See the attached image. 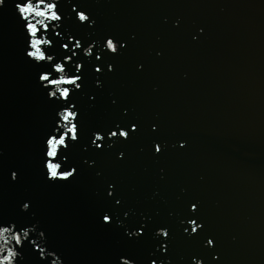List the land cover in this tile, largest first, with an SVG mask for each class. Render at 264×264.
Segmentation results:
<instances>
[{
    "label": "water",
    "instance_id": "95a60500",
    "mask_svg": "<svg viewBox=\"0 0 264 264\" xmlns=\"http://www.w3.org/2000/svg\"><path fill=\"white\" fill-rule=\"evenodd\" d=\"M35 41L44 60L27 56ZM49 162L72 176L49 178ZM9 250L11 264H264V0H3Z\"/></svg>",
    "mask_w": 264,
    "mask_h": 264
},
{
    "label": "snow or ice",
    "instance_id": "6c2138e0",
    "mask_svg": "<svg viewBox=\"0 0 264 264\" xmlns=\"http://www.w3.org/2000/svg\"><path fill=\"white\" fill-rule=\"evenodd\" d=\"M51 10V9H50ZM19 11L21 14H25V13H30L32 11L31 7L28 6H20L19 7ZM36 15L38 16H43L44 13L43 12H37ZM24 19L27 20V16H24ZM51 20L55 21L57 19V17L55 16V14L53 13L50 17ZM81 19H84V17H81ZM27 27L30 29L31 31V35L35 36L36 34V27L32 24H28ZM40 41H35L31 44V47L33 49H35V51H29L28 55L30 57H35L37 60H44L45 56L44 54L41 52V50L37 47V44H39ZM77 47H79V44L76 45ZM65 47H67L65 45ZM48 59H51L50 57H48ZM77 68H79V65H77ZM62 70V69H61ZM40 80H47L48 83H53L54 81L49 80L48 76H42L40 75L39 77ZM79 79V77H74L72 79H67V80H62V81H56L55 83H64L67 85H74L75 87H79V84H77V80ZM56 91H59L60 98L63 99H67L70 96V89L69 88H64V89H58L55 90V92H50L49 95L53 96L55 95ZM76 117V114L72 111H68L65 110L60 114V118L63 122H67L68 126L65 128V132L66 133H70L71 134V138H77L78 135V128L75 124H72V120ZM69 124L71 126H69ZM95 140H100V138L95 137ZM48 144L51 145V150L47 151V156L48 157H54L56 156V152H57V145H65V135H60L59 139H56L55 137H51V139H47ZM54 141V142H53ZM95 142V141H94ZM99 146V145H97ZM58 165H54L51 162H49L47 164V168H48V176L51 179H68L72 176V172H58ZM50 173V175H49ZM24 207H27V205H24ZM108 217L105 216L104 220L105 222L108 221ZM25 236H27V232L24 233ZM16 242L17 244L21 243V238L19 236L16 237ZM42 251V250H41ZM17 255V253H15L14 251H12V254L9 256L10 260H13V258ZM124 264H127V262H124Z\"/></svg>",
    "mask_w": 264,
    "mask_h": 264
},
{
    "label": "clouds",
    "instance_id": "9594fccd",
    "mask_svg": "<svg viewBox=\"0 0 264 264\" xmlns=\"http://www.w3.org/2000/svg\"><path fill=\"white\" fill-rule=\"evenodd\" d=\"M2 2H3V0H0V4H2ZM20 6H21V4H19V3L16 4V8H17V9H19ZM49 8L52 10V11H51V15L54 13L55 16L57 17V19H56L55 21H59V20L61 19V17H60L59 15H57V13H56L55 11H53V9L55 8V5H54V4H50V5H49ZM81 17H84V19H81ZM77 19H78L80 22L83 23V22L87 21L89 18H88V16H87L85 13H83V12H78V13H77ZM105 47H106V49H107L109 52H111V53H116V52L118 51L116 43H115L111 38H109V39L106 40V42H105ZM28 53H29V51L27 52V56L30 57V56L28 55ZM85 54H86V55L88 54V51H87V50L85 51ZM96 71H100V69L97 68ZM116 135H117L116 132H112V133H111V136H113V137H115ZM119 136L122 137V138H126V137H127V133H126L125 131L121 130V131L119 132ZM96 137H98V138H100V139L102 138L99 134H97ZM76 139H77V138H74L73 140H76ZM156 150L159 151L160 149L157 148ZM14 176H15V174H13V178H14ZM25 208H26V207H25ZM8 229H9V228H4V230H8ZM192 231L195 232V231H196V228L194 227V228L192 229ZM161 234H165V235H166V233H161ZM16 237H17V235H16ZM208 243H209V245H210V244L212 243V241L209 240ZM11 254H12V251L9 250L8 255L3 256L2 258H0V264H5V261H8L9 264H11V260L9 259V256H10ZM124 262H127V264H131V262H130V261H127V260L123 261V264H124Z\"/></svg>",
    "mask_w": 264,
    "mask_h": 264
}]
</instances>
